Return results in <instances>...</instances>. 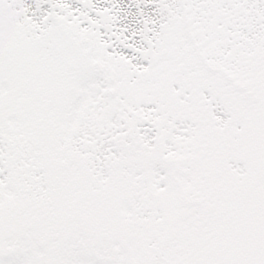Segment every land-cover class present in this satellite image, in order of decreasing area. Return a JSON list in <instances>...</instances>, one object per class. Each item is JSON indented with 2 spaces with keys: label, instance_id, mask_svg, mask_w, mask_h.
Returning <instances> with one entry per match:
<instances>
[{
  "label": "snow or ice",
  "instance_id": "snow-or-ice-1",
  "mask_svg": "<svg viewBox=\"0 0 264 264\" xmlns=\"http://www.w3.org/2000/svg\"><path fill=\"white\" fill-rule=\"evenodd\" d=\"M0 264H264V0H0Z\"/></svg>",
  "mask_w": 264,
  "mask_h": 264
}]
</instances>
